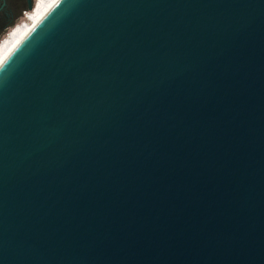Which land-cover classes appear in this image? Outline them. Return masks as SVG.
<instances>
[{"label":"water","instance_id":"95a60500","mask_svg":"<svg viewBox=\"0 0 264 264\" xmlns=\"http://www.w3.org/2000/svg\"><path fill=\"white\" fill-rule=\"evenodd\" d=\"M0 264H264V0H59L0 65Z\"/></svg>","mask_w":264,"mask_h":264},{"label":"flooded vegetation","instance_id":"af4514ba","mask_svg":"<svg viewBox=\"0 0 264 264\" xmlns=\"http://www.w3.org/2000/svg\"><path fill=\"white\" fill-rule=\"evenodd\" d=\"M45 2L46 0H0V50L11 44L16 32L31 22L32 16Z\"/></svg>","mask_w":264,"mask_h":264},{"label":"bare ground","instance_id":"6f19581e","mask_svg":"<svg viewBox=\"0 0 264 264\" xmlns=\"http://www.w3.org/2000/svg\"><path fill=\"white\" fill-rule=\"evenodd\" d=\"M59 0H46L42 4L37 13L34 14L31 18L29 24L24 25L19 29L10 45L0 50V65L7 59V57L16 49V47L24 40V38L29 34L33 27L46 15V13L58 2Z\"/></svg>","mask_w":264,"mask_h":264},{"label":"built area","instance_id":"2783aa9c","mask_svg":"<svg viewBox=\"0 0 264 264\" xmlns=\"http://www.w3.org/2000/svg\"><path fill=\"white\" fill-rule=\"evenodd\" d=\"M22 23H24V21Z\"/></svg>","mask_w":264,"mask_h":264},{"label":"rangeland","instance_id":"374dc122","mask_svg":"<svg viewBox=\"0 0 264 264\" xmlns=\"http://www.w3.org/2000/svg\"><path fill=\"white\" fill-rule=\"evenodd\" d=\"M24 21H26V20H24Z\"/></svg>","mask_w":264,"mask_h":264}]
</instances>
